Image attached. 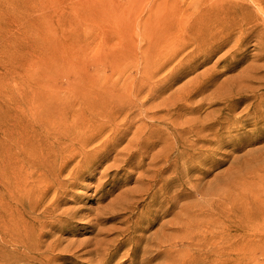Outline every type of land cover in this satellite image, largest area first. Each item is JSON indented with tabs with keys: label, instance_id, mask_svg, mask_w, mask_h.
Wrapping results in <instances>:
<instances>
[{
	"label": "rangeland",
	"instance_id": "1",
	"mask_svg": "<svg viewBox=\"0 0 264 264\" xmlns=\"http://www.w3.org/2000/svg\"><path fill=\"white\" fill-rule=\"evenodd\" d=\"M216 1L0 0V264H264V121L251 125L240 113L249 100L234 111L225 100H202L249 85L233 76L254 60L255 38L230 50L234 37L204 61L188 55L192 46L175 52L178 28L156 36V6L174 4L166 18L183 22ZM201 75L215 83L190 101L204 104L201 116L222 109L230 121L190 155L184 187L173 184L154 196L159 182L137 197L139 205H128L130 196L110 210L141 169L136 158L98 180L104 166L139 136L147 115L163 114L161 105L190 91ZM75 98L87 103L85 116L114 111V103L121 112L85 148L87 159L72 178L79 158L58 172L63 160L54 154L68 143L58 148L53 133L73 123L72 114L60 119L59 109ZM191 188L195 193L154 220L166 207L159 209L160 201ZM163 221H171L170 229L154 235Z\"/></svg>",
	"mask_w": 264,
	"mask_h": 264
},
{
	"label": "bare ground",
	"instance_id": "2",
	"mask_svg": "<svg viewBox=\"0 0 264 264\" xmlns=\"http://www.w3.org/2000/svg\"><path fill=\"white\" fill-rule=\"evenodd\" d=\"M174 8V4H164L163 7L156 6L154 25L156 26V36L161 33L165 35L173 32L178 28L181 32L176 36L175 52H181L189 46L192 50L188 54L201 56L204 61L209 60L215 52L224 48L232 38L236 37L230 50L238 49L240 45L248 38H255L254 45L257 52L251 57L254 59L251 63H246L238 73L233 76L235 82H248L249 85H244L243 88L236 90L234 93L231 89L224 93H210L202 100L205 101L212 96V100H225L228 111H234L235 106L242 100L246 99L250 102L242 109L243 117L251 121V125H257L258 122L264 121V75L257 76L259 73L264 74V63L262 65L253 66L254 61L264 62V0H236L230 3H224L222 0H217L208 6L200 7L197 15L192 20H184L183 22L169 21L166 15L170 9ZM199 51L198 54L196 52ZM240 51L231 58L230 64L238 62L237 56L243 55ZM176 53H172L170 58H174ZM165 63H163L164 65ZM233 65L236 69L237 65ZM204 74V73H203ZM215 83L214 76L201 75V81L186 93L168 103L161 111L163 114L156 115L154 112L147 115V121L144 123V128L140 131L139 136H133L128 140L127 144L116 151V154L111 158V163L104 166L98 180L101 177L107 176L109 173L121 170L128 162L133 159H138L136 169H141L137 173L134 185L130 189H123L117 194L114 199L107 205L110 210L120 207L123 201L128 197H132L128 205H139V199L144 195H148L152 188L160 182V186L155 191L154 196L163 194L173 184L185 186L189 181L188 176L193 169L188 165V160L191 155L197 150L205 148V144L212 141L208 136L217 137L219 134L218 125L227 124L230 121L229 115L223 116L221 110L206 113L201 116V110L204 104L192 103L190 100L194 97L202 96L206 93L207 88ZM253 84H258L254 87ZM141 90H138V94ZM247 92H250L247 94ZM70 100L60 107L59 118H68L72 114L73 123L69 127L56 130V128H46L48 133L56 130L53 135L56 136L55 143L58 148L61 145L65 149L54 154L56 159L63 160L58 165L57 171L62 172L65 167L76 158V165L72 167L69 174L72 178L78 171L77 167L87 159L85 148L98 138L106 129L105 124L113 122L115 115L121 112V108L117 107V103L113 104L114 111H103L95 113L94 116H85L82 112V106L87 104L80 100ZM78 105V111H74L73 107ZM140 102L136 106H143ZM105 120V121H101ZM223 120V122H221ZM234 121L236 119L234 118ZM91 123L88 131L91 136L87 137V132L79 135L78 129H84L83 125ZM230 127H227L229 129ZM106 136L105 141H107ZM78 146L76 153L75 147ZM101 152V151H100ZM97 154V153H96ZM108 160V159H107ZM184 160V161H183ZM145 166L144 169H142ZM169 171V174H165ZM101 185L102 182H99ZM125 185V184H124ZM123 185V186H124ZM195 193L192 188L189 193L183 194L181 191L176 192L171 199L167 198L158 203L159 209L166 205L160 217H154V220H159L162 216L168 215L175 207V202L180 197L190 196ZM152 199V203H154ZM171 202V203H170ZM147 203L146 208L152 205ZM168 203H170L168 205ZM152 222V221H151ZM169 222L163 221L159 224L158 231L170 229ZM152 243L155 240L152 239ZM160 245V243H158ZM132 250V248H130Z\"/></svg>",
	"mask_w": 264,
	"mask_h": 264
}]
</instances>
